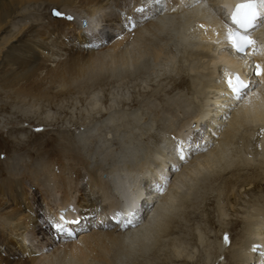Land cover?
I'll list each match as a JSON object with an SVG mask.
<instances>
[{"label": "bare ground", "instance_id": "1", "mask_svg": "<svg viewBox=\"0 0 264 264\" xmlns=\"http://www.w3.org/2000/svg\"><path fill=\"white\" fill-rule=\"evenodd\" d=\"M245 2L247 0H0V86L12 88L17 98L49 94L60 96L68 90V85L87 75L95 66L100 67L106 58L111 65L122 64L130 73L135 71L133 73L143 77L144 82L156 75L162 81L172 82L179 91L184 86L188 91L179 92L182 103L188 101L183 106L187 115L174 126L171 139L166 138L169 140L167 142L163 134L161 138H158L160 134L156 135V140H161L158 141L157 154L155 152L159 164L151 171L147 170L151 166H148L152 161L150 159L142 164L134 162L137 165L127 167L122 164L125 167L121 166L120 169L118 166L115 170H109L110 165L108 169L99 162L94 165L93 161L83 157L80 149L65 146L59 139L55 149L59 150L60 155L46 164L37 159L39 162L36 161L32 172L17 175L10 168L4 169L0 161L1 170L7 172V177L0 178L4 180L0 182L8 184L3 187L0 197V237L5 239L3 248L7 254L0 255V264H57L68 259L79 264L115 262L120 255L122 257V252L131 254L146 249L151 238H159L152 253L154 258L151 259L157 260V264L216 263L221 256L219 250L222 243L221 247L217 243L215 251L209 252L207 248L210 245L205 240L206 228L197 226L195 229L200 231L196 232L198 235L192 231L196 250L201 247L204 251L200 252L199 259L195 255L193 257L194 253L187 248V243L192 239L185 236L177 238L178 234L185 232L183 221L175 219L173 212L176 206L195 211L208 194H213L211 186L214 185L209 182L215 179L236 173L240 177L239 172L243 170L253 174L260 170L264 172V74L257 75L256 66L253 65L256 62L264 69V9H258L260 18L251 30L255 50L250 47L249 52H236L229 44L227 33L233 26L231 14L234 6ZM50 9H58L62 18L53 19ZM69 17L73 19L68 20ZM95 19L99 21L96 23L98 30L94 29L93 24L86 27L88 20ZM132 22L137 27L131 32L128 25ZM175 30L181 34L177 33L174 37ZM193 46H196L194 54L197 59L191 65L188 63L189 68L186 67L189 69L186 70L189 72L187 80L181 78L183 69L179 70L178 62L181 63L182 55L193 53ZM68 52L69 57L60 61V57ZM56 61L59 64L53 68L47 64ZM109 63H105L107 68ZM110 67V70L114 68ZM160 67L161 75L157 71ZM95 68L98 70V67ZM41 71L47 72L50 85L46 86L38 79ZM232 73L245 77L243 82L246 87L240 90L239 98L232 88L229 89L228 81ZM91 77L95 78L94 75ZM212 105L216 108H211ZM167 108L169 112L173 107ZM212 109H215L213 115ZM229 110L231 117H227ZM130 119L134 121L135 118L132 116ZM189 129L197 134L188 135L186 131ZM13 131L20 133L25 130L15 127L8 133ZM253 131H260L254 149L257 157L261 158V164L245 163L241 169H236V162L231 157L233 149L239 148L236 152L239 151L241 161L250 162L248 157L253 146ZM218 132L222 134L221 138L216 137V143L211 144L212 140L206 137L209 135L212 138ZM43 135L46 132L32 134L33 139ZM61 148H64L63 151ZM176 151L177 159L174 157ZM10 166L17 168L13 163ZM262 171L258 179L253 176L235 181L228 178L225 196L218 195V221H232L235 220L234 216L237 217L234 226L227 230L232 232L234 244L228 252L222 253V264H264ZM51 179L63 196L62 203L58 204L63 209L60 212H56L59 207H52L48 196H45L47 194L37 192L42 181L52 182ZM34 186L37 187L32 190L35 196L29 193ZM201 186L207 194H202ZM9 197H14L17 203L13 204L12 199L7 201ZM213 197L216 199L217 195ZM70 199L75 200L79 210L68 203ZM229 199H237V203L233 204ZM41 210L51 214L44 217ZM192 211L185 210L181 215L186 220H192ZM61 216L67 221L73 219L80 223L65 224L63 231L45 228L51 226V221L59 222ZM213 224L219 225L214 219ZM240 225L244 231L234 233ZM66 227L71 228L74 235H66ZM43 231L45 237L36 244V236ZM48 231L52 236L47 234ZM220 234H215V238L220 239ZM13 240L15 242L12 244ZM11 256L13 259L19 257L15 260L20 262L5 260Z\"/></svg>", "mask_w": 264, "mask_h": 264}, {"label": "rangeland", "instance_id": "2", "mask_svg": "<svg viewBox=\"0 0 264 264\" xmlns=\"http://www.w3.org/2000/svg\"><path fill=\"white\" fill-rule=\"evenodd\" d=\"M50 10H49L50 16L53 19L59 20L60 18H62V14L60 13L58 9H50ZM56 13H60L61 15H56ZM71 19H73V17ZM88 22H89V25L88 26L86 25V27H92L91 24H93L95 25V27L93 26L94 29L98 30L96 27V23H99L98 19L88 20ZM191 24H193V22ZM177 33L178 32L175 30L174 37H176ZM178 34H181V33H178ZM192 49H194L193 53L190 52L191 54L188 53L186 54V56L182 55V58L184 57L183 59L179 56L181 59V63L178 62V64L180 65V67L178 65L179 70H181L180 68L183 69L180 72L183 75V76L181 75V78L184 77L187 80H189V76H186V75H188L189 72L186 70H189V69H187L186 67L191 65L192 61L197 59V57H195L196 55L194 54L196 46H193ZM75 50L77 51V49ZM8 51L12 52L11 50H8ZM67 57H69V52L66 56L65 55L61 56L60 61H62L64 58H67ZM182 60L186 63H183ZM104 61L105 63H109V62H106L108 61L107 58L104 59ZM105 63L101 64L100 67L95 66V67H98L97 68L98 70H96V68L94 67L93 69L88 71L89 73H87V75L85 74L84 76L79 78L76 82H72L74 84L71 85L72 84L71 83L70 85H68V90L64 92L63 94H61L60 96L49 94V95H42V96L37 95L35 97L21 96L17 98L13 94L12 88H6V87L3 88L2 86H0V161H2L3 163L2 165L4 169L10 168L11 171H15V173H17L18 175L21 173L23 174V172L24 173L25 172L27 173L29 171L32 172L33 167L35 168L36 163L39 162L40 160L43 161V164L49 163V161L52 162L53 159H56L57 156L60 155L59 150L55 149L56 145L58 144V139L60 142L63 141L64 143L63 142L62 143L65 146H68L70 148L73 147L76 150L80 149V152L83 154V157L84 158L86 157L85 159L87 158L90 159L91 162L93 161L92 163L94 165L95 163L99 162L103 166H106V168L109 167L110 168V169L108 168L109 170L111 169L115 170V168L117 169L118 166H120V169H122L121 166L123 165H126V167L132 164L137 165V164H134V162L135 163L140 162L142 164L143 162H146L149 159L154 161V163L152 164V161L149 160L151 164L149 163L148 166L149 165L151 166L148 167L147 170L151 171L156 166V164H159L157 163L158 159L156 158V154H157V148H158L159 142L161 140H156L157 138L156 135L160 134L158 135L160 136L158 138H161V135L163 134L162 135L164 136L163 138L171 139V136L173 135V132L175 129L174 126L178 123V121L182 120L185 117V115H187L185 108L183 109V106L185 104H188V101L184 102L183 104L182 100L180 99L181 94L179 93L181 91L186 92L187 86L183 87L185 89L180 88V91H179L178 88H176L172 82L168 80L162 81L159 78L160 76L156 77V75H154L151 78H148L147 82H144L145 80L143 79V77H141L143 79L142 80L136 73H133L135 71H131L130 73L127 70V67L122 64L111 65L109 63V65L112 66V68L114 67L113 69H111L112 70L111 71L110 70L111 67L108 65L109 68H107L106 67L107 65ZM196 63L200 64L198 61H196ZM47 64L48 65L50 64V66L53 68L57 64H59V62L56 61V62H53V63L51 62ZM103 67L104 68L106 67V69H103ZM183 67H185L186 69H184ZM114 69L115 70L117 69L116 71L120 74H118ZM175 69H176V66H175ZM93 70H95V72H92ZM160 70H161V67L157 70L158 73L161 75L162 72ZM24 71H27V70H24ZM98 72L101 75L103 73V75L101 76ZM104 72H106V75H104L105 74ZM176 73H177V69L175 70V74ZM96 74H99V75L97 76ZM38 75H39L38 79L39 80L41 79L43 81L42 83H46L47 84L46 86L50 85L49 83L50 79L48 78L46 71H41L38 73ZM93 75L95 76V78L91 77ZM96 76L98 77V79ZM107 76L108 77L110 76V77L108 78ZM106 79H108L107 80L108 82H106ZM94 82H95V85L93 84ZM83 86H84V89H83ZM186 93H188V91ZM222 103H225V102H222ZM167 107H170V108L173 107V108L172 110H169L168 112ZM211 108H216V107L212 105ZM235 109L236 108H234L232 111H234ZM212 110H214L212 112V115H213L215 114V109H212ZM136 113L137 114L140 113V114L137 115ZM128 114L130 115V117ZM231 115H232L231 110H229L227 117H231ZM132 116L136 120L134 119L133 121V119H130L132 118ZM138 116L140 118H138ZM217 118H220V116L217 115ZM140 120L141 122H138ZM226 121H227V118H226ZM30 122H32L33 124H30ZM46 122L50 125H46L47 124ZM42 123H45V124H42ZM139 123L140 125L141 124L143 125V126L141 125L142 128H140ZM150 123L152 124V126ZM159 125L161 128L159 127ZM162 125L165 126L166 128L165 130L162 127ZM15 127L24 128L25 131L20 132V133L19 131L17 132L13 131L12 133H8L9 130ZM224 128H225V125H224ZM194 130L191 131V129H189V131H186V133L188 135L192 133L197 134L194 132ZM43 132H46V135L35 137L33 139L32 134L33 135L34 133L40 134ZM252 133L255 135H253ZM252 133L251 135H253L254 138H252V142H251L252 143L251 146L253 145L251 147L252 150L250 149L251 155H249L250 157H248V160L250 162L241 161V158L238 157L240 155L239 151L236 152L237 149L239 150V148L236 147L235 149H233L231 157L232 159H234V162H236V164L234 165L236 169H241L242 165H244L245 163H252L256 166L261 164L260 163L261 158L257 157V154L255 153V149H256L255 147L257 146L258 139H259L258 133H260V131H253ZM219 134L220 132L214 134V137L212 138L211 137L209 138V135H208L206 138L209 140H212L211 144H214L216 143L215 141L218 138H221L222 134L220 135ZM167 139L166 141L168 142L169 140ZM30 140H33V141H30ZM8 141H9V144H8ZM53 141H55V144L54 143L52 144ZM256 142L257 144H255ZM254 144L256 146H254ZM63 149L64 148H61L62 151ZM148 149L150 151H147ZM131 152L133 154L136 153L134 154L135 157L132 155ZM154 154H155V157H154ZM177 154L178 152L176 151L174 154L175 158L177 157ZM190 158L191 156L189 155L188 159ZM11 163H13V165H17V168H16L17 170L15 169V167L12 168L10 166ZM29 166H31L32 169H29L30 168ZM111 166L113 167L115 166V167L111 168ZM261 171L262 170L253 174L251 172H247L243 170L239 172L240 177L238 173H236L234 175H231V174L225 175L224 178H218V180L215 179L214 181L209 182L211 183L210 185H214V186H211L213 188L212 189L213 194L207 195L206 199L204 200V203H202L201 206L195 210L196 212L192 211L191 208L186 209L185 207L181 208V207L176 206L173 212V216L175 219H180V221H183L182 222L183 232H185V233L178 234L177 238H180L181 236H185L188 239H192L191 242L189 241V244L187 243V248L191 251V253H194L193 257L195 255V258L199 259L200 252L204 251L201 249V247H199V249L196 250L197 246H196V241L194 240L195 236H193L192 231L195 232L194 234L198 235L200 231L199 230L197 231L195 229L197 226L201 227V229L206 228L205 229V232H206L205 240L207 244L210 245V247L207 248L209 252L215 251L214 247L217 245V243H219L220 245L219 247H221V243H222V245L225 246V247L222 246L221 250H219V254L221 253L220 255L222 256L223 252H228L229 248L233 246L234 240L232 238V232L227 231V230L228 229L230 230L234 226V222L237 219V217L236 216L233 217L235 219V220H232L233 222L231 220H224L223 221L224 223L218 221V217H217L218 209L216 208L217 202H219L218 195L220 194V195L225 196L224 188H225V182L228 178L231 177L233 181H235L237 178L238 180L241 178L244 179L247 176L248 178L253 176L254 178L256 177L258 179L260 177H257V176L258 175L260 176ZM6 173H7L6 170L3 172L0 167V178L2 177L6 178L7 177L5 176ZM55 173L56 175H58L59 173L58 169H56ZM262 173L264 174L263 171ZM141 177L142 175L139 176V180L141 179ZM0 180L4 181L3 179H0ZM51 181L52 182H49V180H47V182L42 181L40 184V188L38 189L37 192L38 194H39V191L43 192V194H47L45 196H48L47 200L50 201V204L53 205L52 207L54 206L55 208L59 207V208H56V212H60L63 209H61L62 206H58V204L62 203L63 196L61 194V190L57 189L58 186H56V182L52 179ZM28 184H30V181L28 182ZM6 185H8L6 182H0V197L3 194V187ZM201 185L203 186L204 184L201 183ZM202 186L200 187L201 190L200 189L199 190L202 192V194L203 193L207 194V191L203 192L202 189H204V187ZM33 189L35 190L37 189V187L34 186L33 188L30 189L29 193L31 195H34L32 193ZM205 194L204 196H206ZM115 195L116 197L119 196L118 194H115ZM213 195L214 196L217 195V198L215 199ZM189 196H186V197H189ZM34 198L37 199V197H34ZM11 199L13 200L12 201L13 204L17 203L14 197H9L7 201H10ZM230 201H232L231 203L233 204L237 203V199H232ZM68 203L73 205L74 208L77 207L75 200L73 199H70ZM212 203L214 205H212ZM63 208H65V206H63ZM184 209L186 211L189 210V212L192 211L191 212L192 214H190V217L192 220H186L181 215L182 212L185 211ZM41 211L43 212L44 217H47L48 214H51V212H46V210H41ZM242 215L246 217L249 216L248 213H245V214L242 213ZM47 219L49 220V218ZM213 219L215 222L219 223V225L215 226L213 224ZM79 223L80 221H76L75 224L78 225ZM50 225H51L50 227H45V228H49V229L53 228L51 223ZM240 230L244 231V229L242 230L241 225L240 227L237 228V231H234V233L235 232L239 233ZM218 233H221L220 236L222 237H220V239L215 238V234H218ZM44 234H45V231L40 232V234L36 236L37 238V240H35L36 242L35 241L34 242L37 244L38 240L40 241L41 238L45 237ZM47 234L52 236L49 231L47 232ZM225 237H227V242L225 240ZM158 239L159 238H151L150 244L146 249L134 251L131 254L122 252L121 253L122 257L120 255V259H119V260L122 259L121 261L115 260L114 262V260H112V262H109V263L110 264H144L145 262L155 261V263L153 262V264H157V260H151V259L154 258L152 256V253L154 252V250H156L155 245ZM4 240L0 237V255L2 256L7 255L3 248L5 247L4 242H3ZM165 240L168 241V239H165ZM14 242L15 240L12 241V244ZM221 256L217 258L218 260L214 264H222V261L224 260V258ZM18 258L13 259L11 256L10 258L6 257L5 260L9 259L8 261H12L15 263V262H20V261H16L18 260ZM0 261H2V259ZM92 262L94 264H109V263H105L101 261H97V262L91 261L89 263L93 264ZM223 263H225V261ZM57 264H79V263L73 261L72 259H68L63 263L57 262ZM171 264H174V263H171Z\"/></svg>", "mask_w": 264, "mask_h": 264}, {"label": "snow or ice", "instance_id": "3", "mask_svg": "<svg viewBox=\"0 0 264 264\" xmlns=\"http://www.w3.org/2000/svg\"><path fill=\"white\" fill-rule=\"evenodd\" d=\"M258 9H264V0H259V5L257 4L256 0H247V2L237 5L235 11L232 13V21L237 26V30L230 31L228 33V39L231 43L232 48L238 53L244 52L248 47H253V50H255V41H253L248 35V29L255 26V21L260 15ZM56 15L61 14L56 13ZM69 19H71V17H69ZM256 74H264V69H262L260 65L256 66ZM233 80L235 81V83L233 82ZM228 83L233 92L237 94H239L240 90L243 87H246L244 82L240 79L239 75L229 78ZM237 98H239V95H237ZM50 223L58 231H63L65 224H68L70 222L67 221L64 216H61L59 222ZM129 223H131V221H129ZM225 240L227 242V237H225Z\"/></svg>", "mask_w": 264, "mask_h": 264}]
</instances>
